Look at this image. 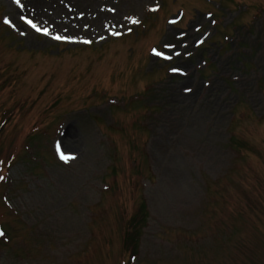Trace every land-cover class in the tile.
I'll return each instance as SVG.
<instances>
[{
	"label": "rangeland",
	"instance_id": "1",
	"mask_svg": "<svg viewBox=\"0 0 264 264\" xmlns=\"http://www.w3.org/2000/svg\"><path fill=\"white\" fill-rule=\"evenodd\" d=\"M11 2L0 264H264V0H118L71 31Z\"/></svg>",
	"mask_w": 264,
	"mask_h": 264
},
{
	"label": "bare ground",
	"instance_id": "2",
	"mask_svg": "<svg viewBox=\"0 0 264 264\" xmlns=\"http://www.w3.org/2000/svg\"><path fill=\"white\" fill-rule=\"evenodd\" d=\"M11 2V0H8ZM118 0H20L23 8H16L11 2L10 7L13 13H19L23 10L39 19L47 21L49 25H56L58 28L65 27L68 31L75 30L78 25L85 23L89 28L99 29L100 25L106 20L114 17L112 15L119 14L120 4ZM141 1V0H137ZM16 2V0H15ZM126 3L125 1L124 6ZM118 4V5H117ZM116 8V12L113 9ZM78 9L83 11L80 18ZM85 11H84V10ZM112 14V15H111ZM113 20V19H112ZM51 27V26H50ZM69 135H65L66 140Z\"/></svg>",
	"mask_w": 264,
	"mask_h": 264
},
{
	"label": "trees",
	"instance_id": "3",
	"mask_svg": "<svg viewBox=\"0 0 264 264\" xmlns=\"http://www.w3.org/2000/svg\"><path fill=\"white\" fill-rule=\"evenodd\" d=\"M147 218V210H146V206L145 205H142L141 207V210H140V214L138 216V218L134 219L131 221L132 223V228L134 229V233L132 234H129L127 237H126V242H127V246L126 248L128 247H132L133 250H134V253L133 254H136V246H137V243H138V236H139V228H138V224L142 221H145Z\"/></svg>",
	"mask_w": 264,
	"mask_h": 264
},
{
	"label": "snow or ice",
	"instance_id": "4",
	"mask_svg": "<svg viewBox=\"0 0 264 264\" xmlns=\"http://www.w3.org/2000/svg\"><path fill=\"white\" fill-rule=\"evenodd\" d=\"M16 3L18 5H20L21 7H23V5L20 3V0H16ZM26 22L29 25H31V27L35 28L37 31H41V29L32 20H26ZM5 23H8V24L12 25L11 20H5ZM133 23H138V21L134 20ZM12 26H14V25H12ZM43 31H44L45 35L49 34L46 29L43 30ZM54 38L57 39V40L68 39L67 37H61V36H55ZM155 54L158 55V56L162 55V53H160V52H156ZM165 58L166 59H170V57H165ZM173 71L174 72H180V69H173ZM189 91H190V89H189ZM62 158L63 159H68L69 157L63 156V154H62ZM3 235H4L3 231H0V236H3Z\"/></svg>",
	"mask_w": 264,
	"mask_h": 264
}]
</instances>
